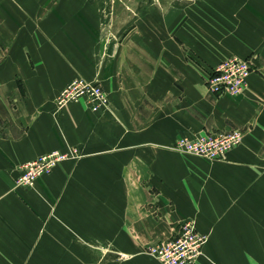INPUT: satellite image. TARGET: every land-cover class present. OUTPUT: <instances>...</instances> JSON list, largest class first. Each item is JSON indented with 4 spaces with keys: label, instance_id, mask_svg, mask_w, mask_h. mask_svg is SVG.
<instances>
[{
    "label": "crops",
    "instance_id": "obj_1",
    "mask_svg": "<svg viewBox=\"0 0 264 264\" xmlns=\"http://www.w3.org/2000/svg\"><path fill=\"white\" fill-rule=\"evenodd\" d=\"M57 1L28 3L24 15L39 18L27 32L48 28L58 41L26 33L3 59L0 48V264H160L144 247L186 219L208 237L195 264H264V0H118L114 10ZM110 16L122 36L98 66L91 33ZM234 57L252 65L246 88L211 94L206 76ZM76 78L102 85L104 111L56 110ZM233 130L243 139L224 161L173 149L178 138ZM69 146L78 159L16 187L18 164Z\"/></svg>",
    "mask_w": 264,
    "mask_h": 264
},
{
    "label": "built area",
    "instance_id": "obj_2",
    "mask_svg": "<svg viewBox=\"0 0 264 264\" xmlns=\"http://www.w3.org/2000/svg\"><path fill=\"white\" fill-rule=\"evenodd\" d=\"M252 73L248 59L229 58L213 67L205 79L207 90L217 96L223 94L238 95L247 86ZM83 100L89 110L99 113L108 106V99L102 87L83 78H76L60 92L57 103L65 106L69 102ZM243 135L237 130L223 133H204L189 140L179 138L174 144L175 150L187 152L209 160H220L234 147L241 144ZM75 149L52 151L37 158L19 164L16 178L17 187L34 188L37 179L49 174L61 161L78 158ZM207 235L199 233L192 220L182 222L178 232L169 240L147 248L146 254L160 264H195L207 242Z\"/></svg>",
    "mask_w": 264,
    "mask_h": 264
},
{
    "label": "rangeland",
    "instance_id": "obj_3",
    "mask_svg": "<svg viewBox=\"0 0 264 264\" xmlns=\"http://www.w3.org/2000/svg\"><path fill=\"white\" fill-rule=\"evenodd\" d=\"M28 3L30 5H31V3L33 4L32 8H38V6H40V4L42 3L43 4V8L45 10H49V9L55 8L57 3H59V1H57V0H48V1H43L42 2L41 0H32V1L28 2V1H25V0H0V48H1V58L2 59L5 56H7L8 51H9V46L11 44H14V43L16 44L18 42H24L26 40H29L28 37H26V33L29 34V36L32 35L33 36V38H32L33 41L38 42V43H40L41 41L42 42H44V41H53V40L54 41L55 40L58 41L55 38L54 34L52 35V32L48 31V28H46L45 32H43L42 28L40 26L33 27V28L29 27V29H28L29 31L28 32L26 31L25 25H26V23L28 21L39 19L37 17H33V18L26 17L24 15V10H25L26 5ZM97 3L100 5L99 6L100 8H113V10L116 7H119L121 5V2L118 1V0H112V1L111 0H107V1H100V2H97ZM119 20H120V17H118V16H110V17L99 18L98 19L99 22H98V25H97L96 33L95 34L91 33V37H94V39H92V38L91 39L95 40L96 45L98 47V50H97V53H96V63H97L98 66L102 65V63H103V60L105 58L106 47L111 42L114 45H117L120 42V40H121L122 33H121V27H120V24H119ZM10 22H13L14 26L11 28V30L9 32V29H10L9 24H10ZM27 24L31 25L30 22L27 23ZM35 24H37V23H35ZM42 35H43V37H42ZM88 81L97 83V84H99L102 87V85L100 83H98V81L95 80V79L88 80ZM102 89L104 90L103 87H102ZM62 90H60V92ZM60 92L57 94V96L53 100V104H54L56 110H60L62 108H65L68 104L74 103V102H69L65 106L58 105L57 98H58ZM104 92H105V95H106V97L108 99L107 92L105 90H104ZM77 102H84L85 103V101H83V100L75 101V103H77ZM200 134H204V133H199V134L193 135L192 137H184V138H187V139L191 140V139L195 138L196 136H198ZM238 146L232 148L229 152H231L233 149L237 148ZM69 149H75L77 151V154H79V157L81 156L80 149L77 148V147H72V146L66 147L63 150H55V151L64 152V151H67ZM175 151L178 152V153H183V154H189V155L197 156V155L190 154V153L183 152V151H179V150H175ZM197 157L203 158V159H205L207 161H210V162H213V161H224V160L227 159V155L225 156V158L220 159V160H209V159H207L205 157H201V156H197ZM78 158H75V159H78ZM75 159H70V160H75ZM65 161H69V160H64V161H61V162H65ZM61 162H59V163H61ZM18 165L16 166V169H17ZM15 182H16V180H15ZM256 183H257V186H258L257 200L258 201H263L264 200V162H262L261 164L258 165V176H257ZM23 188H25V187H23ZM186 220H192V219H186ZM192 221L195 223L194 220H192ZM181 224L179 225V228H180ZM195 226H196V224H195ZM169 239H167V240H169ZM167 240H164V241H167ZM164 241L150 242V243L146 244V246L144 247L145 248V254H146V250H147L148 247H150V246H152L154 244H157V243L164 242ZM81 244H82L83 248H92L93 247V246L89 245L90 244L89 242L81 241ZM94 247H96V246H94ZM98 248H103V246H99V244H98ZM49 259H50V264L52 263V260H54V262L56 261L55 257L54 258H49ZM37 260H39V258H30V257H26V258H23V259L22 258H17V263L16 264H38V263H36ZM69 264H72V262H70Z\"/></svg>",
    "mask_w": 264,
    "mask_h": 264
}]
</instances>
